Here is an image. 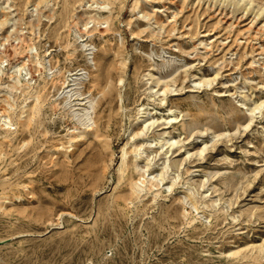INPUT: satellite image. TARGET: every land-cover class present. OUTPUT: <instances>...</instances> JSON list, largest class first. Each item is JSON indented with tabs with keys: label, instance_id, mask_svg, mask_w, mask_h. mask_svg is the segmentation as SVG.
Here are the masks:
<instances>
[{
	"label": "rangeland",
	"instance_id": "374dc122",
	"mask_svg": "<svg viewBox=\"0 0 264 264\" xmlns=\"http://www.w3.org/2000/svg\"><path fill=\"white\" fill-rule=\"evenodd\" d=\"M35 1L0 0V264H264V0H126L108 24L91 0ZM77 129L96 132L70 145Z\"/></svg>",
	"mask_w": 264,
	"mask_h": 264
},
{
	"label": "bare ground",
	"instance_id": "6f19581e",
	"mask_svg": "<svg viewBox=\"0 0 264 264\" xmlns=\"http://www.w3.org/2000/svg\"><path fill=\"white\" fill-rule=\"evenodd\" d=\"M39 2H43V3H47V1H49V0H38ZM73 1V0H72ZM87 1H90V0H87ZM92 1V3H91V5H88V7H91L92 5H95L94 6V9H96V11H100V10H104V11H106L107 13H108V17H106V18H104V19H102L103 20V22L102 23H106V24H108V22H109V17L111 16V15H114V13L116 12V10H119L121 7H123L124 6V4H125V1L126 0H91ZM139 1V0H138ZM223 1H225V0H223ZM32 2L34 3L33 4V6L34 5H37L38 6V3H37V1H35V0H32ZM235 5H237V6H239V7H241L242 8V11L244 12V11H249V9L250 8H253V5H254V0H235V3H234ZM258 7H257V10L260 12V13H262L263 11H264V2L263 3H261L260 5H258V4H256ZM137 7H138V5H137V3H135L134 4V6L131 8V10H130V12H133V11H135V9H137ZM162 7H163V5H162ZM35 8V7H34ZM68 12H69V10H67V8L65 9V15H67L68 14ZM1 13H3V12H1ZM140 15H139V18L140 19H143V21L144 22H146L147 24H150V25H154V26H159L160 27V20H159V18L157 17V13H155V12H152V13H150L149 11H147V10H145V9H140ZM260 13H258V15H260ZM65 17V16H64ZM167 18H169V16H167ZM90 20H92V21H96L97 23H100L99 22V19H95V18H93V17H90ZM78 21V20H77ZM7 22V17H6V15H1L0 16V25H3V24H5ZM107 27V25L105 26V28ZM103 28V27H102ZM84 30H85V28H83ZM160 29H162V27H160ZM87 30V29H86ZM106 31H107V29H101V30H98L97 31V38H98V43L102 46V47H104V48H106V43L108 42V36H107V34H106ZM86 33H89V31H87ZM264 49V48H263ZM262 49V50H263ZM11 51L10 50H7V51H4L1 55H0V61H2L1 60V57H5V59H7L6 58V56L8 55V58L9 57H11L10 56V53ZM6 53H7V55H6ZM90 62H92L93 63V67H95L96 68V71L97 72H99L100 71V69H99V66L96 64V62H94V60L93 61H91V59L89 60ZM24 62V61H23ZM89 62V63H90ZM0 63H2V62H0ZM25 63V62H24ZM22 68H21V66H19V65H17V66H15L13 69H12V72H11V74L12 75H16L17 74V72H20V70H21ZM51 74V73H50ZM10 76V75H9ZM14 77V76H13ZM49 78V77H48ZM110 77H108L107 79H106V81L109 79ZM117 78V77H116ZM159 80L161 79V78H158ZM11 80H13V79H11ZM117 80V79H116ZM109 81V80H108ZM107 81V82H108ZM124 81V79L122 78V77H120V78H118V83L120 84L121 82H123ZM94 82L95 83H97V84H99V85H102V83L104 82V81H101V79L99 78V76L96 78V79H94ZM113 82V81H112ZM17 83H20V81H18L17 80ZM158 83H159V81H158ZM113 85V84H112ZM115 85V84H114ZM166 86V85H165ZM165 86H164V88H165ZM114 88L115 89H117V87L116 86H114ZM12 89V88H11ZM166 89V88H165ZM104 90V89H103ZM100 91L101 92V94H102V99L101 100H104L105 102H106V104L105 105H107L108 103H111L112 102V100H113V95H112V93H111V90H109V91ZM176 90L175 89H170V90H168V92L169 93H173V92H175ZM67 92V91H66ZM70 92V91H69ZM98 92H99V90H98ZM97 92V93H98ZM6 93H8V92H6ZM5 93V94H6ZM149 93H150V95L151 96H158L159 95V91H154L152 88H149ZM1 95V94H0ZM64 95V94H63ZM69 95V96H68ZM68 95H66V98L68 97V98H70V99H72L71 98V94H68ZM75 95V94H74ZM79 96V95H78ZM37 97V96H36ZM36 97H35V99H33V100H36ZM62 97V96H61ZM118 97V96H117ZM122 96L121 95H119V98H117V99H119L120 100V103H121V100H122V98H121ZM67 98V99H68ZM165 97H163V99H164ZM67 99H64L63 101H62V107L66 110V111H68L69 109V107L67 108V106H66V102H68L69 103V101L67 100ZM35 102V101H34ZM68 103H67V105H68ZM119 107L122 109V108H125V106L124 105H122V104H120L119 105ZM262 107V103H260V104H258V105H256L255 106V109L257 108V109H260ZM10 108H11V106H10ZM9 108V109H10ZM30 108H32V107H30ZM37 108V107H36ZM73 108V107H72ZM89 108V107H88ZM91 108V107H90ZM109 110V109H108ZM107 110V111H108ZM125 110V109H124ZM145 108L143 107V106H140V107H138V109H137V111H136V118H135V123H138V122H140L141 120V118H143V114H145L146 116H148L149 115V113H145ZM6 111V110H5ZM70 111V110H69ZM68 111V112H69ZM72 111V110H71ZM76 111V110H75ZM83 111V110H82ZM89 111V110H88ZM87 111V113L88 114H86V116H85V118H82L83 120L85 119V121H88L89 123H90V121L89 120H91L90 118H89V116H90V114H89V112ZM168 111H170V113H172V116H168L166 119H164V123L165 124H173V123H175L176 122V119H177V116L175 115V111L174 110H171V108H168ZM1 113V112H0ZM32 113V112H31ZM71 113V112H70ZM77 113V112H76ZM86 113V112H85ZM84 113V114H85ZM71 114H74V112H72ZM78 114V113H77ZM82 114V113H81ZM137 114H138V116H137ZM7 113L4 115V114H2L1 113V117H0V122L2 123L1 125H3V126H5V128L7 127H10L11 126V120H10V117L7 115ZM74 115H76V114H74ZM73 115V116H74ZM79 115H80V113H79ZM89 115V116H88ZM80 116H83V114L82 115H80ZM79 116V117H80ZM75 118V117H74ZM108 118V117H107ZM30 119V118H29ZM28 119V120H29ZM78 119V118H77ZM81 118H79V120H80ZM93 119V118H92ZM150 119V120H149ZM28 120H26V121H23L22 122V124L21 125H23L24 127H26L27 126V121ZM78 120V121H79ZM94 121V120H93ZM108 121V120H107ZM157 120L156 119H151V118H146L145 120H143V128H142V130H141V132L139 133V134H143L144 133V130H150L152 127H153V124L156 122ZM87 122V123H88ZM95 122V121H94ZM83 124V123H85V122H80V124ZM93 123V122H92ZM80 124H79V126H80ZM87 125V124H86ZM89 125V124H88ZM90 125H91V123H90ZM89 125V126H90ZM94 125V124H93ZM12 127V126H11ZM60 127H61V125H60ZM3 128V127H2ZM1 128V129H2ZM80 128V127H79ZM61 130V129H60ZM78 130V129H77ZM77 130H74L75 132H71V133H73V134H71L70 135V140L68 141V143H70V145H74V146H78L80 143H83V142H85L87 139H88V136L89 135H93V134H95V130L94 131H92V132H82V131H77ZM60 132H65V130H61ZM136 135H138V133L136 134ZM156 140L154 139V142H155ZM179 142L178 141H176V140H173L171 137H168V138H161L160 139V142H159V150L161 151V152H159L158 153V155H160V154H163V155H166L168 152H169V149H171V147H173L175 144H178ZM156 144V143H155ZM154 144V145H155ZM152 145V143H150V144H148V146L150 147ZM137 150H139V149H137ZM142 157H143V151L142 152H136L135 153V156H134V160H133V162H132V164H136L140 159H142ZM124 158H125V154H124V149H122V154H121V160L123 161L124 160ZM146 159V158H145ZM145 164H147V162L145 163ZM138 167V166H137ZM171 168V166H170V164H168L167 166H165L164 167V169L163 170H160L157 174H155L154 175V172H151L150 174L148 173L147 175H146V177H143V175L145 174L144 172H142V173H139L138 175V177L135 179V180H133V179H130V182H129V184H130V189L132 190V194H134L136 197H138L139 196V194L142 192V191H146V192H148V191H154V188L156 187V186H158L159 184H161L162 185V181L163 180H166V178H168V170ZM165 175H167V177L165 176ZM178 178V177H177ZM177 178H170L171 179V185H173L176 181H177ZM156 190V189H155Z\"/></svg>",
	"mask_w": 264,
	"mask_h": 264
}]
</instances>
